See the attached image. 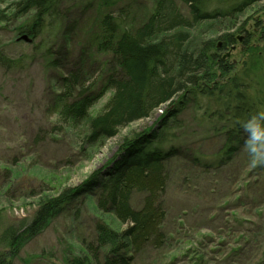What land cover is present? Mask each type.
I'll return each mask as SVG.
<instances>
[{
	"label": "trees",
	"instance_id": "1",
	"mask_svg": "<svg viewBox=\"0 0 264 264\" xmlns=\"http://www.w3.org/2000/svg\"><path fill=\"white\" fill-rule=\"evenodd\" d=\"M98 1L118 4V0ZM255 2L210 0L204 9L205 17H197L185 7L188 4L157 0L147 24L136 29L125 26L122 17L107 11L95 19L94 36L84 47L76 48L73 40L85 20L82 15L76 16L80 13L75 12L76 7L64 6L62 0H0V7H6L0 10V29L10 24L18 37L27 36L35 45V62L45 64L51 82L47 110L50 114L56 112L60 130L77 132L82 147L114 138L121 129L152 118L157 110L167 106L166 114L153 127L133 133L128 144L120 145L123 153L119 161L102 178L64 188L56 196L42 200L29 222L0 229V264H13L51 221L65 214L68 207H78L87 194H98L97 209L113 214L126 228L118 230L105 221H96L94 242H83L80 253L67 258L66 264H135L149 252L164 253L168 249L172 233L165 232L169 216L165 196L177 170L173 162L186 156L188 165L198 169L180 177L197 191L211 180L212 174L245 164L243 154L251 133L243 125L253 115L264 112L250 93L251 77L232 75L233 64L223 58L236 44L237 36L239 39L246 33L240 16ZM77 8L81 12L89 9H82L81 4ZM8 10L9 15H4ZM200 22H215L218 36L188 46L190 34L176 31ZM263 26L264 22L258 23L257 30ZM162 32L165 36L155 39ZM260 37L258 42L262 45L250 49L249 54L258 52L264 57V29ZM243 39L244 46H248L252 37L246 33ZM87 43L97 47V56L90 62ZM28 55L30 49L14 58L0 48V68L5 72L22 70ZM93 60L96 61L92 64ZM92 74L97 76L95 80L90 78ZM108 92L111 95L101 111L90 117L91 109ZM191 114L197 117L200 128L214 123V130H210L211 138L218 140L214 155L176 145L186 116ZM208 132L209 129L204 137ZM40 135L41 129L34 142ZM4 174L0 197L5 189L10 190L14 176L9 169ZM262 179L254 186L248 185L243 194H256L254 189L262 187ZM223 187L228 189L230 185ZM136 194L143 197L140 208L131 203ZM81 216L80 209L75 211L76 221ZM209 254L214 257L222 253H196L193 264H207ZM234 255L230 254L226 261L240 263L241 255ZM260 264H264V258Z\"/></svg>",
	"mask_w": 264,
	"mask_h": 264
},
{
	"label": "rangeland",
	"instance_id": "2",
	"mask_svg": "<svg viewBox=\"0 0 264 264\" xmlns=\"http://www.w3.org/2000/svg\"><path fill=\"white\" fill-rule=\"evenodd\" d=\"M156 1L141 0L139 6L142 12L138 17L143 19L146 10L150 16ZM62 4L76 7L75 12H80L76 16L85 17L80 27L82 31L73 40L76 48L84 47L89 37L95 34V19L108 11L104 2L62 0ZM79 4L82 9H89L81 12L77 8ZM3 8L6 7H0V10ZM4 15H9V10ZM240 17V25L245 23V32L252 40L244 46L242 38L246 33L240 35L236 45L226 51L225 59L235 65L234 75L251 77L250 93L264 110V57L258 52L249 54L250 49H258L262 45L258 42L257 24L264 22V1L249 5ZM203 26L210 27V24ZM203 26L197 28L194 34L206 38L211 33ZM2 27L0 48L9 56L19 58L30 49L28 63L23 65L22 70L5 72L0 68V185L5 178V169L11 170L14 175L12 187L5 189L0 197V229L4 230L29 222L42 200L56 196L64 188L77 187L91 176L102 174L106 165L119 153L122 140L153 127L160 113L130 124L112 139H102L93 146L82 147L77 132L60 130L56 112L50 114L47 110L51 82L45 64L35 62L36 57L32 53L35 45L18 37L10 24ZM201 29L204 31L201 32ZM90 43H87L91 56L89 62L97 56L96 44L92 47ZM246 62L251 72L240 73ZM95 64L100 66L98 62ZM90 78L95 80L97 76L92 74ZM110 95L108 92L95 104L90 117L101 111ZM193 115H185V128L176 145L212 156L218 146V140L211 138L210 130L213 131L215 125L200 128L197 117ZM40 129V138L34 142ZM207 129L208 136L204 137ZM243 155L242 162L246 161L245 164L240 163L239 166L238 163L212 174L211 180L198 187L197 191L189 184L185 185L181 178L183 173L192 175L198 169L188 165L186 156L173 162L177 170L165 196L169 214L165 232L172 233L170 245L164 253L149 252L135 264H151L154 259L156 261L152 264H193L196 253L200 256L216 251L222 254L214 257L209 254L207 264H260L264 258V173H259L264 172V165L250 167L249 152ZM261 178L262 187L254 189L256 194H243L248 185L254 186ZM227 185L232 188L224 189L223 186ZM52 186L55 188L52 189ZM86 198L79 221L74 217V205L68 207L65 214L51 221L29 242L13 264H66L67 258L80 253L83 242H94V226L98 220L118 230L126 228L113 214L101 213L93 196ZM142 199V195L136 194L131 203L140 208ZM230 254L241 255L240 263L226 261Z\"/></svg>",
	"mask_w": 264,
	"mask_h": 264
},
{
	"label": "bare ground",
	"instance_id": "3",
	"mask_svg": "<svg viewBox=\"0 0 264 264\" xmlns=\"http://www.w3.org/2000/svg\"><path fill=\"white\" fill-rule=\"evenodd\" d=\"M209 1L210 0H193V2H192L193 5H192L191 2H190V4H188V3L184 4L183 1L178 0V2L183 3L184 6L186 4L190 5V6H185V7L188 10H190L191 13L198 15L197 17H205L204 16V9L206 8V3H208ZM255 1L263 2L264 0H255ZM156 2L154 4L152 10L150 11L151 12L150 15L154 12V7L156 5ZM117 3L118 4H112L110 2H107V3H104V5H105V8H107V10L109 12L114 13L115 17H122V21L124 22L125 26H127L129 28L133 27L132 29H136V28H140V27L144 26L145 24H147V22H148L147 20H148V17H149L148 16L149 11L146 10L147 14L143 17V19L138 17V15L142 12L141 7L139 6L141 4V0H118ZM191 13H189L190 16L194 17V15H192ZM145 17H147V18H145ZM211 17H214V13L211 14ZM206 23H209L210 27H204L203 24H206ZM202 26H203L204 30H207L208 32L211 33L210 36H208L206 38H201L199 33H198L199 35L194 34L195 30L197 28L202 27ZM263 29H264V26L261 29L258 30V38H260V39H261L260 35H261ZM185 30L190 34V36L188 35V41L186 42V44L188 46L190 45L191 47H194L195 43H199L198 41L208 40V39L214 38L215 35L218 36L215 22L195 23V24H192V26L187 27V28L181 27L176 32H185ZM204 30L201 29V32H203ZM164 36H165V32H162V33H159V35L157 36V38L155 37V39L162 38ZM237 42H238V36H237ZM235 45H233L231 48H233ZM213 53L216 54L215 52H213ZM216 56H217V54H216ZM223 58L225 59V54L223 55ZM234 68H235V65H234ZM242 70H244V72H246V73H250L251 72V68L249 66L246 67V63L243 66ZM241 73H243V72H241ZM232 75H234L233 72H232ZM166 107L167 106L165 105V106L161 107L159 110H157L155 112V114L160 113V114H158V118H160L161 116H164L166 114V112H167V111H165ZM193 116L195 117V115H193ZM194 117H192V118H194ZM184 128H185V121H184V124H183V129ZM130 137L131 136H129L128 138H130ZM128 138L127 137L124 138L122 140L121 144L122 145L128 144V141H129ZM122 153L123 152H121V150L119 151V153H116V155H115L114 159L112 160V162L108 166L106 165V168L104 169V171H102V174H99L98 176L102 178L103 175H105L106 171L111 168L112 164L115 161L116 162L119 161L120 156L122 155ZM98 176L96 175L95 177H98ZM95 177L91 176L90 178L86 179L84 182H88V181L92 182V181H94ZM87 196H93L95 201H97V199H98V197H97L98 194H87L85 197H87ZM86 201H87V198H84L83 201L81 200V202L79 203L78 207L75 208V211L80 209L81 213H82V209L84 210Z\"/></svg>",
	"mask_w": 264,
	"mask_h": 264
},
{
	"label": "clouds",
	"instance_id": "4",
	"mask_svg": "<svg viewBox=\"0 0 264 264\" xmlns=\"http://www.w3.org/2000/svg\"><path fill=\"white\" fill-rule=\"evenodd\" d=\"M243 127L250 131L251 137L247 141V151L250 154V167L264 165V112L250 117Z\"/></svg>",
	"mask_w": 264,
	"mask_h": 264
},
{
	"label": "water",
	"instance_id": "5",
	"mask_svg": "<svg viewBox=\"0 0 264 264\" xmlns=\"http://www.w3.org/2000/svg\"><path fill=\"white\" fill-rule=\"evenodd\" d=\"M21 39H23V40H27V42H31V40H30L27 36H24V37H22Z\"/></svg>",
	"mask_w": 264,
	"mask_h": 264
}]
</instances>
